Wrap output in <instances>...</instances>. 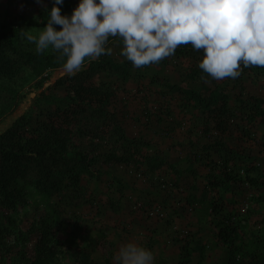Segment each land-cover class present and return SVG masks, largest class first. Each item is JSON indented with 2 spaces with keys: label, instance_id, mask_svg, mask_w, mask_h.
<instances>
[{
  "label": "trees",
  "instance_id": "obj_1",
  "mask_svg": "<svg viewBox=\"0 0 264 264\" xmlns=\"http://www.w3.org/2000/svg\"><path fill=\"white\" fill-rule=\"evenodd\" d=\"M46 17L42 14L44 21ZM54 27L59 30L60 26ZM110 44L123 41L118 36L109 37L106 47ZM202 56L203 50L182 44L173 56L158 64L135 68L127 59L118 63L110 55H102L89 61L76 75L55 81L53 86L62 87L63 95L48 93L49 87L41 91L28 110L0 132V264H60L65 258L73 264H112L111 256L103 263L92 258L93 250L112 252L113 243L105 237L90 239L89 245L80 241V245L64 249L61 227H68V222L63 219L60 204L39 213L26 229L17 221L20 211L30 207L32 193L42 194L49 189L58 196L66 195L64 205L69 207L89 204L90 199L82 191V180L101 177L104 166L126 165L143 176L148 172L159 173L168 157L145 134L129 136L125 124L131 119L133 122L128 101L133 92L120 89L118 83L139 86L143 77L138 70L166 65L178 66L185 79L195 80L208 75L198 67ZM62 65L58 53L51 48L38 53L36 45L16 26H0V80L15 79L25 72L41 80L47 70ZM98 71L114 78L95 82L92 77ZM248 79L264 83V67L244 68L240 77L225 78V83L213 82L199 92L173 84L169 86L172 88L169 100L180 102L184 120L190 112L199 122L196 127L199 136L180 143L189 163L184 169L189 183L193 184L198 177L207 192L218 188L227 191L231 185L248 192L253 189L257 192L256 201L264 202V173L257 167L255 153L245 146L249 141H257V153L264 150V131L260 133L264 99L243 93ZM234 90L236 93H231ZM123 91L126 95H122ZM5 92L0 85V98ZM184 100L186 103H182ZM168 112L172 118L174 111ZM162 117L157 116V124ZM136 121L144 128L154 122L152 115H142ZM177 128L171 126L164 132L169 131L165 134L174 140L176 133H180ZM180 129L185 132L184 137L191 136L187 135L188 127ZM196 163L201 170L193 167ZM233 197L234 203L242 201ZM221 198L210 201V214L214 219V242L226 249L224 264H264V238L246 234L249 215L229 209V202ZM109 201L112 208L118 209L112 198ZM191 244L188 241L182 245L180 264L193 260L199 264L203 259L207 243L199 240L190 248Z\"/></svg>",
  "mask_w": 264,
  "mask_h": 264
},
{
  "label": "rangeland",
  "instance_id": "obj_2",
  "mask_svg": "<svg viewBox=\"0 0 264 264\" xmlns=\"http://www.w3.org/2000/svg\"><path fill=\"white\" fill-rule=\"evenodd\" d=\"M78 2L79 0H64L62 5H58L61 8V14L70 15ZM52 4L53 0H42L40 4L36 0H0V26L13 25L26 36H38L47 22V9H50ZM42 14L47 16L45 21ZM108 47L112 49L110 56L114 61L122 63L126 59L121 55L123 44H110ZM87 66L88 62L84 68ZM138 73L143 77L141 78L143 84L137 86V84L120 83V81L118 83L120 89L133 92L128 100L131 101L129 109L132 113L129 116L133 117V122L131 119L125 125L129 136L139 137L145 134L151 138L153 143L155 141L160 145L161 152L168 157V162L160 170V174L148 172L143 176L135 172L133 167L122 164L104 166V173L101 177H84L82 180V191H84L85 198L90 199L89 204L77 208L69 207L64 205L66 195L58 196L50 189L42 194L32 193L31 208L22 209L17 221L21 223L23 229H26L39 213H44L54 204H60L63 219L68 222V227H61L60 236L65 250L80 245V241H85L89 245L90 239L100 240L105 237L113 243L112 252L104 254L100 249L99 251L93 250L92 258L103 263L104 259L108 258L107 256H111L110 262L115 264L114 256L119 245L128 240L139 239L142 244L153 251L155 264H180L182 245L191 241V248L194 242L201 240L207 244L203 259L199 264H224L226 249L214 242V219L210 214V201L219 200L222 197L223 201L229 202V209H238L244 216L249 215L246 234L251 233L257 239L264 238V202L256 201L257 192L253 189L248 192L247 189L231 185L227 191L218 188L207 192L202 189L203 183L198 177L194 178L193 184L189 183L188 174L184 171L189 163L186 154L182 152L180 143L187 142L189 138L194 140L199 136L196 131L199 122L192 117L190 112L187 113L186 120L182 118L180 102L169 100L172 94V88L169 86L177 84L183 89L189 88L199 92L213 82L225 83L226 81L214 80L208 75L195 80H187L183 77V71L173 65L140 69ZM62 76L69 75L65 73L63 67H57L47 70L41 80L32 78L27 72L15 79L0 80V85L6 91L4 97L0 98V132L24 114L41 91L49 87L48 93L63 95L62 87L53 86L55 81ZM112 78L114 77L106 72L98 71L92 80L98 82ZM152 78L153 80L150 81L149 79ZM230 88L231 85H229V90ZM236 91L231 93H236ZM243 93L264 99L263 81L246 80ZM122 95H126V92L123 91ZM170 109L174 111L173 114L171 113L172 118L168 117ZM262 109L264 110V104H262ZM153 112L156 113L151 114ZM159 112L164 117L157 124L155 119L160 115ZM142 115L153 116L154 122L150 123L151 126L147 125V128H144L141 124L139 125L136 120L142 119ZM171 126H177L180 131L176 133L177 139H169V134H165L169 131L164 132ZM182 126L189 128L187 135L190 134V137L183 136L185 132L180 129ZM155 131H158L160 135ZM262 131H264V124L261 125L260 133ZM256 143L257 141H249L245 146L255 153L257 167L260 172L264 173V150L257 153ZM193 167L201 170L199 163ZM203 172L206 174L208 170ZM137 182L140 183L139 187L136 186ZM121 192L124 195H120ZM138 192L139 195H133ZM234 195L237 199L242 198V201L234 203L236 199ZM107 196L114 197L120 204L118 213L114 212L117 209L105 204ZM182 199L186 202L181 204V210L178 212L180 207L178 205ZM196 263L197 261L193 260L189 264ZM60 264L73 263L72 260L65 258L63 262L60 261Z\"/></svg>",
  "mask_w": 264,
  "mask_h": 264
},
{
  "label": "clouds",
  "instance_id": "obj_3",
  "mask_svg": "<svg viewBox=\"0 0 264 264\" xmlns=\"http://www.w3.org/2000/svg\"><path fill=\"white\" fill-rule=\"evenodd\" d=\"M63 2L53 0L43 31L26 38L38 53L49 48L58 53L69 76L111 55L106 45L117 36L121 55L135 68L158 64L182 44L203 50L198 67L214 80L264 67V0H79L70 15L61 14ZM114 260L155 264L153 251L139 239L120 244Z\"/></svg>",
  "mask_w": 264,
  "mask_h": 264
},
{
  "label": "crops",
  "instance_id": "obj_4",
  "mask_svg": "<svg viewBox=\"0 0 264 264\" xmlns=\"http://www.w3.org/2000/svg\"><path fill=\"white\" fill-rule=\"evenodd\" d=\"M139 184H140V183L137 182V183H136V186L139 187V186H140ZM185 194H187V193L185 192ZM120 195H124L123 192H121ZM133 195H139V192H138V193H135V194H133ZM111 198L113 199V204H114V205L116 204V205L118 206V208H120V204L116 201V199H115L114 197H111V196H107V197L105 198V204H106V205H111V204H110V201H109V199H111ZM181 201H182V202L178 205V206H180V207L178 208V212H180V210H181V204H182V203L184 204V203L186 202L185 199H182ZM111 206H112V205H111ZM111 206H110V207H111ZM174 206H176V205H174ZM119 210H120V209H119ZM119 210H118V209H117V210H114V212L118 213Z\"/></svg>",
  "mask_w": 264,
  "mask_h": 264
}]
</instances>
